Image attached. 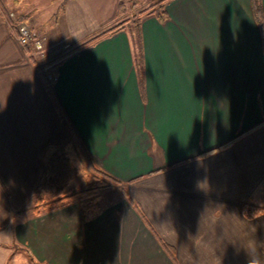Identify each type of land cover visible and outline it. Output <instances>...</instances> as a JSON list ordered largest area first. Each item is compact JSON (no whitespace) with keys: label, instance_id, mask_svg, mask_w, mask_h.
<instances>
[{"label":"crops","instance_id":"crops-1","mask_svg":"<svg viewBox=\"0 0 264 264\" xmlns=\"http://www.w3.org/2000/svg\"><path fill=\"white\" fill-rule=\"evenodd\" d=\"M120 1L0 0V264H264V213L244 214L264 178V0H169L141 45L129 25L81 47ZM69 145L117 194L34 215Z\"/></svg>","mask_w":264,"mask_h":264},{"label":"trees","instance_id":"trees-1","mask_svg":"<svg viewBox=\"0 0 264 264\" xmlns=\"http://www.w3.org/2000/svg\"><path fill=\"white\" fill-rule=\"evenodd\" d=\"M169 0H145L140 3L139 0H121L119 2V17L125 18L128 13L132 12L133 20L130 25L135 31V35L139 45L140 43V19L144 15H155L160 20H165L167 17L166 3ZM261 0H253V5L256 13H259ZM129 19L120 20L103 32L96 35L90 41L81 45L94 43L99 38L107 35H112L118 31H123L128 28ZM132 31V32H133ZM134 33V32H133ZM71 53V52H70ZM68 54L59 57L61 60ZM86 162V164L84 163ZM88 166L95 175V180H98V185L89 187L82 191H74L67 189L70 182L75 176V170L82 171V166ZM116 183L115 180L100 170L97 166L90 164L85 157L83 148L80 146L69 145L65 148L63 153H52L46 162L43 180L39 186L34 209V215H40L42 212L41 206L46 202H60L79 203L83 210L96 209V204L101 197L102 190L110 185ZM249 204L244 207V214L248 219H253L257 215L264 213V178L260 185V203L257 205L253 203V198L249 199ZM29 259L32 264H42L35 260L31 253L27 250Z\"/></svg>","mask_w":264,"mask_h":264},{"label":"rangeland","instance_id":"rangeland-1","mask_svg":"<svg viewBox=\"0 0 264 264\" xmlns=\"http://www.w3.org/2000/svg\"><path fill=\"white\" fill-rule=\"evenodd\" d=\"M125 1L127 2L128 0H125ZM139 1L140 3H143L145 0H139ZM126 18L129 19V23H128V26H129L133 20L132 12L128 13ZM129 30L132 31L133 27H131V29ZM87 167L88 166L83 165L82 171H79L77 169L75 170V176L73 180L70 182V184L68 185L67 189L72 188L69 190L79 191L78 189H82V188L87 189L89 187L98 185V180H95V175L93 171ZM115 194H117V192L114 189L109 188L108 186L102 190L101 197L99 200H101L100 202L110 201V199L115 197Z\"/></svg>","mask_w":264,"mask_h":264},{"label":"built area","instance_id":"built-area-1","mask_svg":"<svg viewBox=\"0 0 264 264\" xmlns=\"http://www.w3.org/2000/svg\"><path fill=\"white\" fill-rule=\"evenodd\" d=\"M8 18L14 19L16 22V38L21 46L31 51L42 48L37 32L33 29L30 22L18 20L14 12H10ZM50 79L52 78L50 77Z\"/></svg>","mask_w":264,"mask_h":264}]
</instances>
